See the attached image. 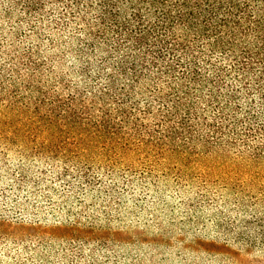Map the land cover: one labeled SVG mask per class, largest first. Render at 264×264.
<instances>
[{"label": "trees", "instance_id": "16d2710c", "mask_svg": "<svg viewBox=\"0 0 264 264\" xmlns=\"http://www.w3.org/2000/svg\"><path fill=\"white\" fill-rule=\"evenodd\" d=\"M255 138L264 153V0H0L2 200L26 188L50 203L55 178L80 212L86 193L104 194L107 221L120 203L114 178L131 182L134 164ZM36 159L47 167L31 171ZM77 222L0 220V235L33 247L14 242L7 264H45L49 238L68 241L61 264H100L81 247L104 234Z\"/></svg>", "mask_w": 264, "mask_h": 264}, {"label": "rangeland", "instance_id": "374dc122", "mask_svg": "<svg viewBox=\"0 0 264 264\" xmlns=\"http://www.w3.org/2000/svg\"><path fill=\"white\" fill-rule=\"evenodd\" d=\"M256 145L257 138L183 163L134 164L131 182L128 175L114 178L120 203L111 207L107 221L97 212L107 202L104 194L86 193V208L80 212L74 196L68 201L60 196L63 183L55 178L50 203L41 192L35 198L26 197V188L10 190L6 200L0 198V220L42 227L77 220L78 227L93 226L106 243L83 242L87 263L92 256L100 264H264V153L255 151ZM19 155L15 147L6 151L11 167ZM36 166L47 167L40 159L29 163L31 171ZM9 184L0 177V187ZM16 198L25 199L23 208ZM0 236L1 264H7L6 252L14 242L33 248L28 237L18 241L12 235ZM47 240L45 264H61L68 241Z\"/></svg>", "mask_w": 264, "mask_h": 264}]
</instances>
